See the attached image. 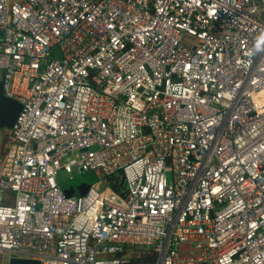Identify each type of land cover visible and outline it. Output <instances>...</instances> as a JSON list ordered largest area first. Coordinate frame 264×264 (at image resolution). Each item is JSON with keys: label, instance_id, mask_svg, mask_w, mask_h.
<instances>
[{"label": "built area", "instance_id": "built-area-1", "mask_svg": "<svg viewBox=\"0 0 264 264\" xmlns=\"http://www.w3.org/2000/svg\"><path fill=\"white\" fill-rule=\"evenodd\" d=\"M0 81V254L264 264V0H0Z\"/></svg>", "mask_w": 264, "mask_h": 264}, {"label": "rangeland", "instance_id": "rangeland-1", "mask_svg": "<svg viewBox=\"0 0 264 264\" xmlns=\"http://www.w3.org/2000/svg\"><path fill=\"white\" fill-rule=\"evenodd\" d=\"M15 1L21 2L23 0H15ZM5 137L8 140L5 131L0 130V146H2L3 148H6L8 145V142L7 140H5ZM167 176L169 177V174H167ZM69 177L70 175H66L63 171H59L56 178L59 184L61 185L62 189L65 188L68 191H74L75 195H83L86 192L85 191L84 193H80L81 192L79 190L80 187H81L80 189L83 191L90 186L93 187L95 190H97L99 193L105 191L108 188L107 180L104 179L100 173H96L93 171L87 172L83 175L74 176V178H72L71 180ZM72 183H74L73 185L75 186V188H73ZM129 249H131L129 251L141 254L136 256V259L131 260L132 263L144 262L146 261L145 259L149 256L145 248L131 247ZM9 259H10V254L7 253L0 254V264H9Z\"/></svg>", "mask_w": 264, "mask_h": 264}, {"label": "water", "instance_id": "water-1", "mask_svg": "<svg viewBox=\"0 0 264 264\" xmlns=\"http://www.w3.org/2000/svg\"><path fill=\"white\" fill-rule=\"evenodd\" d=\"M2 85L3 83L2 81H0V130H11L21 110V104L17 102L16 100H12V99L5 97L2 92ZM73 184L74 183H72V186L73 188H75ZM80 188H79V190L81 191L80 193H84L90 188V186L87 187V189L83 191ZM62 190L67 197H71L75 195L74 191H68L65 188ZM9 264H39V262L11 258L9 261Z\"/></svg>", "mask_w": 264, "mask_h": 264}, {"label": "trees", "instance_id": "trees-1", "mask_svg": "<svg viewBox=\"0 0 264 264\" xmlns=\"http://www.w3.org/2000/svg\"><path fill=\"white\" fill-rule=\"evenodd\" d=\"M5 140H7L6 139V137H5ZM7 142H8V140H7ZM2 148V146H0V149ZM112 178H108V181L111 183V187H112V189L114 190V191H119L123 186L121 185V183L120 182H118V181H115V182H112ZM144 259V258H143ZM146 261H148V260H150L149 259V257H147L146 259H145Z\"/></svg>", "mask_w": 264, "mask_h": 264}, {"label": "crops", "instance_id": "crops-1", "mask_svg": "<svg viewBox=\"0 0 264 264\" xmlns=\"http://www.w3.org/2000/svg\"><path fill=\"white\" fill-rule=\"evenodd\" d=\"M4 148L2 147L0 150H3Z\"/></svg>", "mask_w": 264, "mask_h": 264}]
</instances>
